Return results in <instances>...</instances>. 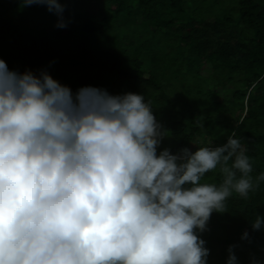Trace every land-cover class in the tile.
<instances>
[{
    "label": "clouds",
    "instance_id": "obj_1",
    "mask_svg": "<svg viewBox=\"0 0 264 264\" xmlns=\"http://www.w3.org/2000/svg\"><path fill=\"white\" fill-rule=\"evenodd\" d=\"M22 3L67 26L58 0ZM166 135L144 95H74L47 71L21 74L0 59V264H207L198 233L264 174L253 179L234 132L176 154L158 152ZM217 170L221 183H202ZM262 225L257 216L252 229Z\"/></svg>",
    "mask_w": 264,
    "mask_h": 264
},
{
    "label": "trees",
    "instance_id": "obj_2",
    "mask_svg": "<svg viewBox=\"0 0 264 264\" xmlns=\"http://www.w3.org/2000/svg\"><path fill=\"white\" fill-rule=\"evenodd\" d=\"M58 2L64 6V21L68 25L67 16H73L81 38L68 42L70 34L57 27L59 17L46 5L0 0V59L10 71L36 75L47 71L74 95L82 87L104 89L111 95H144L167 130L158 152L192 151L196 142L195 151L214 148L234 132L247 149L253 179L264 174V0H235L233 13L218 18L197 15L189 0ZM85 3L93 5L89 14L74 10ZM19 8L22 13L16 12ZM17 13L22 15L18 21ZM37 13L53 28L24 32L23 19L30 22ZM125 24L130 26L123 32ZM138 27L143 29L139 36ZM149 32L158 36L164 55L174 56L179 70L176 64L162 67L158 62L144 69L148 58L141 59L140 51L132 49ZM118 37L129 40V46H119ZM93 43L99 47L93 49ZM153 48H144L142 54L149 57ZM221 182L218 170L202 180ZM226 205L227 212H213L207 230L198 233L209 249L207 264H227L230 246L236 264H264V225L252 229L257 216L264 220V181L248 199L234 193Z\"/></svg>",
    "mask_w": 264,
    "mask_h": 264
},
{
    "label": "rangeland",
    "instance_id": "obj_3",
    "mask_svg": "<svg viewBox=\"0 0 264 264\" xmlns=\"http://www.w3.org/2000/svg\"><path fill=\"white\" fill-rule=\"evenodd\" d=\"M189 1L191 3H193L194 5H196L195 12L197 15L203 14L204 16L211 17V18L212 17L218 18V17H221V16L226 15V14H232L233 8L235 7V0H189ZM187 3H188V1H187ZM85 4L86 5L79 6V7L75 8L74 10L77 13L79 12L82 14H84V13L89 14L90 11L93 9V5H92V3H85ZM24 10H26V9L24 8ZM16 12L22 13V9L19 8L16 10ZM37 15H39V13H37ZM37 15L35 16L32 14L29 17L30 22H28L26 20V18L23 19L22 29L24 32H26V33H30V32L33 33L34 32L35 33L37 31H42L43 28H45V27L48 31H50L53 28V24H46V20H43L41 18L42 17L41 15H39V16H37ZM21 17H22V15L20 16L19 13L16 14L17 21ZM99 17H100V14L97 15L96 18H99ZM67 18L69 19L70 23L65 28H63L62 32L65 34H68V33L70 34L69 35L70 39L68 40V42L73 41L75 38H77V39L81 38L82 37V36H80L81 34L78 33L79 27L74 24L73 16H67ZM138 19L140 20V18H138ZM125 25L126 26L122 29L123 32H125L130 26L127 24H125ZM137 30L140 31L138 36L143 33L142 32L143 29L141 31L140 27H138ZM158 40H159L158 36H156V38H153V35L150 34V32H149L146 39L143 37V38L137 40L139 43L137 42L138 44H136V45H138V46L134 47L135 49L133 48L132 51H135V53H136V51L138 49L140 51V53L138 55L140 56L141 59L145 58L144 56H146V58H148V59L144 60V65H145L144 69L145 70L149 69L150 64H153V66H154V65H156L157 62H158V64H160L159 66L162 65V67L165 64H172L171 66H174V64H176L178 67V70H179L180 64H177V61L174 60L173 55H164L162 53L161 48L159 47V43H157ZM116 42L121 47L129 46V40L125 39L124 37H118L116 39ZM149 46H153L154 50L151 52V55L148 57V55H144V54H142V52L145 53V51H143L144 48H147ZM91 47L93 49H96L99 47V45L97 43H93V44H91ZM69 84H67V85H69ZM178 89H179V86H178ZM224 92H225V95H228V93L226 91H224ZM228 99H230V98H228ZM197 144L198 143L196 142L190 146L192 151H195V149L193 147Z\"/></svg>",
    "mask_w": 264,
    "mask_h": 264
}]
</instances>
